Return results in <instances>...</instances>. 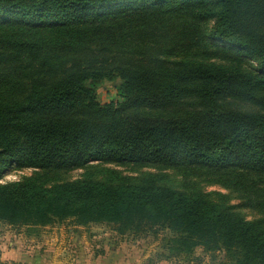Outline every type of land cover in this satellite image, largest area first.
I'll return each mask as SVG.
<instances>
[{"label": "trees", "instance_id": "trees-1", "mask_svg": "<svg viewBox=\"0 0 264 264\" xmlns=\"http://www.w3.org/2000/svg\"><path fill=\"white\" fill-rule=\"evenodd\" d=\"M116 79L122 101L100 103ZM92 162L229 194L157 175L52 182ZM13 164L38 172L0 184L9 227L112 224L167 232L172 255L264 264V0H0V177Z\"/></svg>", "mask_w": 264, "mask_h": 264}, {"label": "rangeland", "instance_id": "rangeland-1", "mask_svg": "<svg viewBox=\"0 0 264 264\" xmlns=\"http://www.w3.org/2000/svg\"><path fill=\"white\" fill-rule=\"evenodd\" d=\"M119 80L104 81L96 86V95L100 103L121 102L118 94ZM38 171L21 167L17 164L10 165L1 175L0 184L20 181L35 175ZM90 174L95 180L112 179L119 177L139 181L148 175H157L160 182L182 191H201L203 193L220 192L229 194L228 190L202 180H184L172 170H157L152 168L134 169L130 166H117L115 164L90 163L84 169L60 172L57 177H52V182L73 181ZM230 204L235 207L247 220H253L260 215L248 208L239 207L240 200L236 195L230 194ZM112 224H89L78 226L74 220L40 227L27 232L26 228H12L0 223V245L7 243L16 250H34L33 245L37 238L44 239L46 245L54 246L57 250L56 258L65 257L75 259V254L61 253L69 245L82 244L85 258L88 260L101 259L106 264H232L222 253L209 254L202 249H196L191 255L176 256L169 253L165 238L170 234L159 233L156 236L119 234ZM17 264V263H15Z\"/></svg>", "mask_w": 264, "mask_h": 264}, {"label": "crops", "instance_id": "crops-1", "mask_svg": "<svg viewBox=\"0 0 264 264\" xmlns=\"http://www.w3.org/2000/svg\"><path fill=\"white\" fill-rule=\"evenodd\" d=\"M44 239L37 238L32 251H24V249L16 250L7 243L0 245V262L5 264H106L101 259L88 260L85 258L84 246L82 244L69 245V249L65 246L61 253L68 255L73 251L75 259L65 257L64 259L56 258L57 250L54 246L46 245L42 242Z\"/></svg>", "mask_w": 264, "mask_h": 264}]
</instances>
